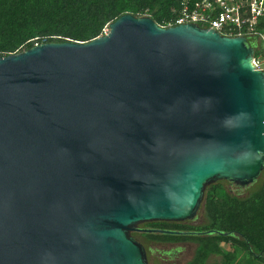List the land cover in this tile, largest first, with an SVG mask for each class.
Segmentation results:
<instances>
[{
	"label": "water",
	"instance_id": "1",
	"mask_svg": "<svg viewBox=\"0 0 264 264\" xmlns=\"http://www.w3.org/2000/svg\"><path fill=\"white\" fill-rule=\"evenodd\" d=\"M245 36L121 15L90 42L0 55V264H150L133 231L264 171Z\"/></svg>",
	"mask_w": 264,
	"mask_h": 264
},
{
	"label": "trees",
	"instance_id": "2",
	"mask_svg": "<svg viewBox=\"0 0 264 264\" xmlns=\"http://www.w3.org/2000/svg\"><path fill=\"white\" fill-rule=\"evenodd\" d=\"M183 0H0V55L21 53L45 42H90L121 15L150 16L159 26L178 15ZM239 33H234V36ZM203 223L148 222L147 228L181 234L133 231L156 241H192L195 255L187 264H241L247 253L264 263V174L246 196L218 181L207 187ZM145 227V228H146ZM142 228V227H139Z\"/></svg>",
	"mask_w": 264,
	"mask_h": 264
},
{
	"label": "built area",
	"instance_id": "3",
	"mask_svg": "<svg viewBox=\"0 0 264 264\" xmlns=\"http://www.w3.org/2000/svg\"><path fill=\"white\" fill-rule=\"evenodd\" d=\"M197 23L228 36H245L255 47L254 64L264 70V0H183L167 26ZM108 32V27L105 33Z\"/></svg>",
	"mask_w": 264,
	"mask_h": 264
},
{
	"label": "rangeland",
	"instance_id": "4",
	"mask_svg": "<svg viewBox=\"0 0 264 264\" xmlns=\"http://www.w3.org/2000/svg\"><path fill=\"white\" fill-rule=\"evenodd\" d=\"M264 171L261 175L255 180L252 184L248 185L245 188L238 187L229 180H224L226 186L236 194L241 196H246L253 191L261 181ZM191 223H203L206 221V216L204 209H199L195 219L189 220ZM148 223V222H147ZM145 223L140 224L139 227L145 228ZM147 228V227H146ZM139 241L145 246L146 252L148 255L150 264H187L195 255V250L197 244L192 241H180V242H171V241H156L151 240L143 235L138 237ZM241 264H264L258 259H255L251 256H248L247 253H243L241 256ZM219 256H214L210 261L211 264L213 261L219 260Z\"/></svg>",
	"mask_w": 264,
	"mask_h": 264
},
{
	"label": "flooded vegetation",
	"instance_id": "5",
	"mask_svg": "<svg viewBox=\"0 0 264 264\" xmlns=\"http://www.w3.org/2000/svg\"><path fill=\"white\" fill-rule=\"evenodd\" d=\"M230 183H232V182H230ZM233 184V183H232ZM137 239V238H136ZM137 240H139V239H137ZM195 243V242H194ZM146 249V248H145Z\"/></svg>",
	"mask_w": 264,
	"mask_h": 264
}]
</instances>
